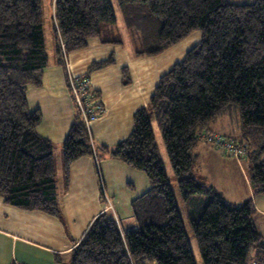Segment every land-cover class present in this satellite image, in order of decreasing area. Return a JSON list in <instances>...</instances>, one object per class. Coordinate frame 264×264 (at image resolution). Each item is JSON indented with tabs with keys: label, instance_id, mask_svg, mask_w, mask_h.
Returning a JSON list of instances; mask_svg holds the SVG:
<instances>
[{
	"label": "trees",
	"instance_id": "trees-1",
	"mask_svg": "<svg viewBox=\"0 0 264 264\" xmlns=\"http://www.w3.org/2000/svg\"><path fill=\"white\" fill-rule=\"evenodd\" d=\"M49 1L57 63L64 67L66 57L91 38L121 44L140 57L201 34L134 113L132 133L114 146L94 142L71 85L86 83L93 105L103 104L88 80L114 58L94 62L82 76H68L76 113L63 142L66 182L71 164L90 155L142 171L150 185L132 202V226L125 227L112 209L100 213L72 249L69 264H196L154 124L182 198H205L201 213L190 219L203 264H264L253 201L231 204L192 174L199 145H211L205 137L214 133L247 145L252 187L264 192V0H116L118 11L111 0ZM48 65L42 0H0V196L12 206L61 218L54 145L38 132L42 114L29 109L26 97L29 86L42 85ZM122 73L129 83L128 69ZM228 112L236 115L238 136L209 129Z\"/></svg>",
	"mask_w": 264,
	"mask_h": 264
},
{
	"label": "crops",
	"instance_id": "crops-1",
	"mask_svg": "<svg viewBox=\"0 0 264 264\" xmlns=\"http://www.w3.org/2000/svg\"><path fill=\"white\" fill-rule=\"evenodd\" d=\"M200 40L201 34L196 31L157 56L132 57L128 47L104 43L96 37L86 47L71 52L65 67L58 65L56 58L50 64L49 56L42 85L33 87L30 93L43 90L36 96L46 97L45 105L48 101L54 103L51 110L55 113L48 117L43 107L35 109L42 114L38 132L57 147L56 185L62 217L12 206L0 196V264H69L72 249L96 216L112 209L125 227L132 226V202L150 188L142 171L115 159L98 160L90 155L71 164L66 182L63 142L76 113L68 91V76H82L94 62L114 58L113 64L92 72L88 80L100 93L106 108L104 114L90 123V134L97 145L114 146L132 133L134 113L148 104L161 76ZM124 67L128 69L129 83L123 78ZM49 78L55 80L53 96L45 91ZM216 122L223 125V119H219L210 125V130L231 134L229 129L217 128ZM198 155L195 167L206 175L202 179L204 184L214 187L231 204L253 201L256 208L253 222L264 237V192L254 191L245 168L247 158H230L206 143L199 145Z\"/></svg>",
	"mask_w": 264,
	"mask_h": 264
},
{
	"label": "rangeland",
	"instance_id": "rangeland-1",
	"mask_svg": "<svg viewBox=\"0 0 264 264\" xmlns=\"http://www.w3.org/2000/svg\"><path fill=\"white\" fill-rule=\"evenodd\" d=\"M228 1L244 4V3H252V2H255L256 0H228ZM49 2H50L49 0H42V14H43L44 35H45V40H46V44H47V48H48V52H49V56H50V64H51L55 58L57 59V56L55 53V42H54V36H53L54 33L52 31V18L50 15L51 9L49 8V5H50ZM111 2L114 6V9L116 11H118L117 1L111 0ZM54 84H55L54 78H49L47 81H45V91L47 93H49L51 96L54 95V90H53ZM33 87H35V86H29L26 90V97H27L29 109L33 110V109L37 108V106H41L44 108V112L46 113V117H48L49 114L52 115L53 113H55L51 110L53 107L52 104H54L53 101H50V102L48 101L45 105L44 101H45L46 97L36 96L37 93H43V90H38V92L30 93V91H32ZM56 88H58V86H56ZM68 91L70 92L69 89H68ZM32 95H33V97H32ZM234 117H236L235 113L228 112L222 118L223 119V123H222L223 125L219 126V124L216 122V127L222 128L223 130L229 129L231 132L230 135L238 136V133L236 130L237 129L236 128V122H235ZM154 130H155V137H156V141H157V144L159 147L161 159L163 161L164 167L166 169V172H167V175L169 178V182L171 184L172 192H173L175 200H176V205H177L178 211H179L180 216L184 222V226H185V229L187 232L189 244H190L192 253L194 255V258H195V262H196V264H203L202 258H201V255H200V252H199V249H198L195 237H194V232H193V228H192L191 223H190V219H191V216L201 213L203 206L206 203L205 198H204V196H193L190 200H184L182 198L180 191H179L177 179L174 175L172 166L170 164L168 155L166 153V149H165V146H164V143L162 140V136H161V131L157 128V126L155 124H154ZM53 145H54L53 159H54L55 167H57V165H58V154H57V149H56L57 147H55V145H56L55 143H53ZM62 154H63V150H62ZM225 155L228 156L227 154H225ZM230 158H232V157H230ZM196 167L195 166L193 167L192 174L197 180L202 182V179L206 175H203V173ZM245 168H246V170H248V172L250 174L251 173V163L249 161L245 162ZM197 176H199V177H197ZM262 228H264V225H262Z\"/></svg>",
	"mask_w": 264,
	"mask_h": 264
},
{
	"label": "built area",
	"instance_id": "built-area-1",
	"mask_svg": "<svg viewBox=\"0 0 264 264\" xmlns=\"http://www.w3.org/2000/svg\"><path fill=\"white\" fill-rule=\"evenodd\" d=\"M73 77L74 76L70 75V78ZM71 83L76 103L81 108L86 123L90 125L92 121L105 113L106 108L104 104L98 102L94 103L93 105L92 101L90 100V96L84 91L86 88V83L78 85L73 80ZM205 139L208 140L211 145L223 151L229 157L241 159L247 154V145L245 143L236 142L232 139L214 133L207 135Z\"/></svg>",
	"mask_w": 264,
	"mask_h": 264
}]
</instances>
